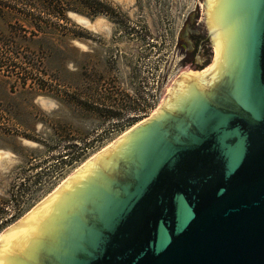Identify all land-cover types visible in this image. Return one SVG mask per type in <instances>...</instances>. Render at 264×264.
<instances>
[{
  "label": "water",
  "instance_id": "water-1",
  "mask_svg": "<svg viewBox=\"0 0 264 264\" xmlns=\"http://www.w3.org/2000/svg\"><path fill=\"white\" fill-rule=\"evenodd\" d=\"M214 67L0 237V264H264V0H200Z\"/></svg>",
  "mask_w": 264,
  "mask_h": 264
},
{
  "label": "rangeland",
  "instance_id": "rangeland-1",
  "mask_svg": "<svg viewBox=\"0 0 264 264\" xmlns=\"http://www.w3.org/2000/svg\"><path fill=\"white\" fill-rule=\"evenodd\" d=\"M108 1L117 16L70 12V28L84 38L51 58L32 55L35 71H19V84L34 77L36 88L45 79L50 89L31 104L19 98L21 120L36 141L1 137L0 235L92 156L152 117L172 80L213 63L200 0ZM9 23L1 19L0 29Z\"/></svg>",
  "mask_w": 264,
  "mask_h": 264
},
{
  "label": "trees",
  "instance_id": "trees-1",
  "mask_svg": "<svg viewBox=\"0 0 264 264\" xmlns=\"http://www.w3.org/2000/svg\"><path fill=\"white\" fill-rule=\"evenodd\" d=\"M70 12L93 18L106 15L111 19L119 14L108 0H0V20L11 21L0 29V140L5 136L36 141L27 133L34 129L21 120L19 98L23 97L31 104L37 92L49 90L50 84L41 79L40 87L36 88L34 77L25 78L19 84L21 79L18 75L22 74L19 71L27 74L35 71L32 55L38 53L51 58L62 54L63 49L72 48V40L84 38L80 28L75 31L70 28ZM13 80L18 82L16 86ZM1 216L0 208V220Z\"/></svg>",
  "mask_w": 264,
  "mask_h": 264
},
{
  "label": "bare ground",
  "instance_id": "bare-ground-1",
  "mask_svg": "<svg viewBox=\"0 0 264 264\" xmlns=\"http://www.w3.org/2000/svg\"><path fill=\"white\" fill-rule=\"evenodd\" d=\"M212 67H214V57H213V63H212V65L210 66V67H208V68H206L204 71H202V72H208ZM175 80H172V82H171V84L170 85H168V87H167V89H166V93H165V95H164V97L162 98V100H161V102H160V105H159V107H158V109L154 112V114L161 108V106L163 105V103H164V101H165V99H166V96H167V92L169 91V89H170V87L172 86V84H173V82H174ZM153 114V115H154ZM153 115H152V117H153ZM152 117H150V118H152ZM150 118H148V119H150ZM147 119V120H148ZM146 120V121H147ZM130 131V130H129ZM128 132V131H127ZM126 132V133H127ZM125 134V133H124ZM123 134V135H124ZM123 135H121L119 138H117L113 143H110V145L108 146V147H110V146H112L115 142H117ZM108 147H106V148H108ZM99 154V153H98ZM98 154H96V155H94V156H92L89 160H87L85 163H87L88 161H90L91 159H93L95 156H97ZM85 163H83L82 165H84ZM81 165V166H82ZM77 171V170H76ZM75 171V172H76ZM75 172L72 174V175H74L75 174ZM72 175H70L69 177H67L65 180H63L62 182H61V184L63 183V182H65L68 178H70ZM60 184V185H61ZM48 198V196L45 198V199H43L42 200V202L41 203H43L46 199ZM41 203H39V204H41ZM38 204V205H39ZM33 210V209H32ZM28 214V213H27ZM26 216V215H25ZM20 221V220H19ZM18 221V222H19ZM10 229V228H9ZM8 229V230H9ZM8 230H6L5 232H3L1 235H0V237L4 234V233H6Z\"/></svg>",
  "mask_w": 264,
  "mask_h": 264
}]
</instances>
